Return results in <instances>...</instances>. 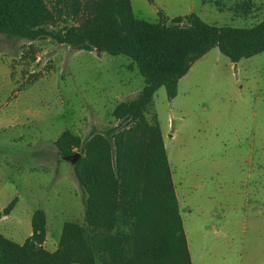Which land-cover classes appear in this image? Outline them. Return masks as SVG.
<instances>
[{
    "label": "rangeland",
    "instance_id": "374dc122",
    "mask_svg": "<svg viewBox=\"0 0 264 264\" xmlns=\"http://www.w3.org/2000/svg\"><path fill=\"white\" fill-rule=\"evenodd\" d=\"M47 1L49 6L54 3ZM85 1L65 0L62 7L67 5L70 11L78 2L84 10ZM157 1L176 13L190 12L191 4L205 22L217 26L247 27L264 19V0H132L135 16L157 21L162 8ZM245 1L252 4L250 10H244ZM74 17L69 12L68 22ZM62 25L56 22L57 28ZM246 61L234 67L212 47L182 76L175 97L169 98L160 86L146 111L148 118L154 113L164 134L195 264H244L243 245L251 223L264 220V52L251 60L256 67ZM131 62L122 54L75 50L51 38L2 36L0 231L4 236L24 242L36 209L46 215L43 246L49 251L56 249L65 222L86 225L83 190L55 141L64 131L86 140L119 125L112 116L114 106L136 97L144 85L137 68L129 67ZM14 198L5 214L3 209ZM196 221L204 230L197 233V249Z\"/></svg>",
    "mask_w": 264,
    "mask_h": 264
},
{
    "label": "trees",
    "instance_id": "16d2710c",
    "mask_svg": "<svg viewBox=\"0 0 264 264\" xmlns=\"http://www.w3.org/2000/svg\"><path fill=\"white\" fill-rule=\"evenodd\" d=\"M64 1L0 0V42L2 36L51 38L75 50L122 54L144 85L114 106L119 125L86 140L64 131L55 141L60 154L80 152L72 169L84 193L86 225L65 222L49 251L43 246L46 215L36 209L22 244L0 233V264H192L161 129L146 111L160 86L175 97L178 80L212 47L231 62L264 52V19L247 27L217 26L195 12L168 18L158 10V20L150 22L135 16L130 0H86L84 10L76 2L70 11ZM251 5L245 1L244 10Z\"/></svg>",
    "mask_w": 264,
    "mask_h": 264
},
{
    "label": "crops",
    "instance_id": "0c3cea01",
    "mask_svg": "<svg viewBox=\"0 0 264 264\" xmlns=\"http://www.w3.org/2000/svg\"><path fill=\"white\" fill-rule=\"evenodd\" d=\"M154 1L155 0H153V2ZM130 4H131V8L133 10L132 0H130ZM157 5L160 6L161 5L160 2H158ZM160 7H162L161 10H163L164 14L168 18H172V17L178 16V15H184V14H187V13H190V12H194V10H193L194 6H191V4L189 6L190 7L189 8L190 12H187V13H182V12L176 13V12H172L170 10H167L168 9L167 7H163V6H160ZM200 18H201V16H200ZM260 54H262V52L259 53V54L254 55V56L248 57V58H242L239 61L232 62V64H234V67H236V65H239L240 62H242V60H247L246 62L249 63L248 66L253 65V66L256 67L258 64H254V63L252 64L251 60L253 58H255L256 56L260 55ZM183 77H181L178 80V83L180 82V80ZM161 134H162V139H163V143H164V146H165L164 134L162 132V129H161ZM174 191H175V186H174ZM175 194H176V192H175ZM176 197H177V195H176ZM178 206H179V203H178ZM262 211H263L262 209H259L258 213H262ZM179 213H180V211H179ZM210 214L213 215V216L215 215L214 213H210ZM180 217H181V221H182L184 234H185V237H186V242H187V247H188L189 254H190L191 263L195 264V259H194L193 253H192V244H191L192 239L188 237L187 230H186V225L184 223V220L182 218L181 213H180ZM204 217H206V222H208L209 219H210L209 214L208 213L204 214ZM262 219H264V218H262ZM212 227L214 228V226H212ZM194 231H195V234H194V240H195L194 241V247H195V249H197V247H198L197 240L199 239L197 237H199V234H203V231H204L203 230V225L200 224L198 221H196L195 224H194ZM0 233L2 235H4L1 231H0ZM30 233H29V235H30ZM197 233H199V234H197ZM22 243L23 242H21L19 244H22ZM44 243H43V245H44ZM243 251H244V264H264V220H261L260 222L255 221V220L252 221V223H251V234H250L249 239L244 240ZM198 255L200 256V254H198Z\"/></svg>",
    "mask_w": 264,
    "mask_h": 264
},
{
    "label": "water",
    "instance_id": "95a60500",
    "mask_svg": "<svg viewBox=\"0 0 264 264\" xmlns=\"http://www.w3.org/2000/svg\"><path fill=\"white\" fill-rule=\"evenodd\" d=\"M79 156H80V152H75L74 154H67V155L60 154V157L64 160L69 161L72 164V166L75 164Z\"/></svg>",
    "mask_w": 264,
    "mask_h": 264
}]
</instances>
